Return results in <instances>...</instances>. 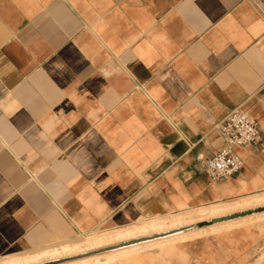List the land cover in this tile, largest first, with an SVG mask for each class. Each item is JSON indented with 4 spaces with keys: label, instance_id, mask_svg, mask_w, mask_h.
<instances>
[{
    "label": "crops",
    "instance_id": "0c3cea01",
    "mask_svg": "<svg viewBox=\"0 0 264 264\" xmlns=\"http://www.w3.org/2000/svg\"><path fill=\"white\" fill-rule=\"evenodd\" d=\"M238 108L259 138L211 180ZM262 193L264 0H0V260ZM111 264H264V223Z\"/></svg>",
    "mask_w": 264,
    "mask_h": 264
},
{
    "label": "bare ground",
    "instance_id": "6f19581e",
    "mask_svg": "<svg viewBox=\"0 0 264 264\" xmlns=\"http://www.w3.org/2000/svg\"><path fill=\"white\" fill-rule=\"evenodd\" d=\"M262 207H264V193L245 196L238 201L194 209L191 207L184 212L140 219L138 222L134 221L136 223H130L131 225L126 228L95 232L88 237L82 236L76 240L57 241L38 251L10 255L0 260V264H45L49 262H53L52 264H111L121 258L144 251L161 250L166 246L176 245L207 234L262 223L264 222V210L217 221L207 226H199L202 222H210L217 218ZM98 250L103 251L91 253ZM67 258L72 259L65 260Z\"/></svg>",
    "mask_w": 264,
    "mask_h": 264
},
{
    "label": "built area",
    "instance_id": "2783aa9c",
    "mask_svg": "<svg viewBox=\"0 0 264 264\" xmlns=\"http://www.w3.org/2000/svg\"><path fill=\"white\" fill-rule=\"evenodd\" d=\"M224 145L205 160V172L211 180L237 174L243 160L236 148L246 147L259 138V121L243 109L232 110L220 124Z\"/></svg>",
    "mask_w": 264,
    "mask_h": 264
},
{
    "label": "water",
    "instance_id": "95a60500",
    "mask_svg": "<svg viewBox=\"0 0 264 264\" xmlns=\"http://www.w3.org/2000/svg\"><path fill=\"white\" fill-rule=\"evenodd\" d=\"M262 210H264V207L257 208V209H254V210H248V211L240 212V213H236V214H232L230 216H226V217H223V218H217L215 220H212L211 222L214 223V222H217V221L228 220V219L236 218V217H239V216H244V215H247V214H251L253 212H259V211H262ZM67 259H72V258H67Z\"/></svg>",
    "mask_w": 264,
    "mask_h": 264
},
{
    "label": "rangeland",
    "instance_id": "374dc122",
    "mask_svg": "<svg viewBox=\"0 0 264 264\" xmlns=\"http://www.w3.org/2000/svg\"><path fill=\"white\" fill-rule=\"evenodd\" d=\"M236 201H238V200H236ZM262 223H264V222H262ZM255 224H256V223H255ZM257 224H260V223H257ZM81 237H82V236H81ZM86 237H88V236H86ZM77 239H80V237L77 238ZM176 245H177V244H176ZM176 245H175V244H172V245H170V246H166V247L162 248V249L159 250V251H168V250H171V249L175 248Z\"/></svg>",
    "mask_w": 264,
    "mask_h": 264
}]
</instances>
